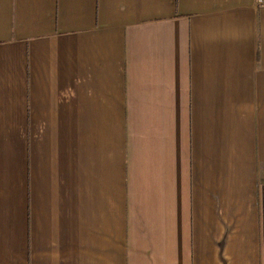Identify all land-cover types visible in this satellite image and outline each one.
Returning <instances> with one entry per match:
<instances>
[{"label": "crops", "instance_id": "obj_1", "mask_svg": "<svg viewBox=\"0 0 264 264\" xmlns=\"http://www.w3.org/2000/svg\"><path fill=\"white\" fill-rule=\"evenodd\" d=\"M0 264H264V0H0Z\"/></svg>", "mask_w": 264, "mask_h": 264}]
</instances>
